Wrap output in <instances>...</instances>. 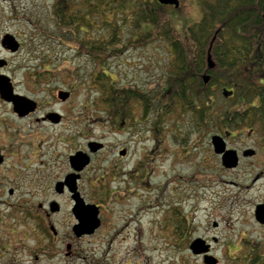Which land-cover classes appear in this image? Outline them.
<instances>
[{
  "label": "rangeland",
  "instance_id": "rangeland-1",
  "mask_svg": "<svg viewBox=\"0 0 264 264\" xmlns=\"http://www.w3.org/2000/svg\"><path fill=\"white\" fill-rule=\"evenodd\" d=\"M54 1L0 0V58L8 62V66L1 68L0 72L11 77L15 89L24 95L34 94L33 96L41 98L43 93L51 95V92L57 94L60 89H71L73 95L71 101L74 100L75 104L80 102V105L82 103L81 109H85L82 107L84 104L90 103L88 109L91 110L83 119L90 133L96 138H104L110 146L129 147L131 155L125 161L126 168H131L136 158L140 160L143 187L139 189L138 196L130 200L129 205L124 204L123 200L120 203L111 201L107 205L109 219L105 221V241L95 244V257L101 264H205L202 255H195L189 249L190 241H179L171 237L169 231H164V218L168 207L177 200L176 204L184 206V214L190 219L192 234L209 239L211 247L208 254L217 260L216 264H264V226L254 217L256 203L264 202V179L253 183L257 174L264 173V148L261 149L264 141L257 144L254 139L241 134L234 138L227 137L229 147L257 149L258 155L257 159L255 157L241 159L236 168L226 169L221 165L220 155L213 151L211 144L213 134L223 133L216 130L207 133L203 188L201 148L195 144L197 141L200 143L202 139L195 134L191 135L186 146L176 143L175 138L180 137L178 135L190 127V117L182 115L180 104H173V107L177 105V108L171 113H164L157 118L154 113L140 120V123L134 120L125 122L126 128L123 130L118 129L114 133L107 131L106 127L116 125L111 118L105 119L104 112L99 109L101 106L97 103L99 97L97 83L93 85L101 66L119 86L126 87L129 84L144 91L150 90L148 94L151 99L158 100L162 98L158 95L163 85L162 77L166 74L171 60L170 47L160 39L150 40L143 46L131 47L128 41L135 35V30L144 32L151 26L148 23L143 28L137 27L134 23L125 24L122 19L125 15L132 16L135 4L128 0H118L110 9H105L108 17L91 19L96 26V33L107 35L108 32H112L111 28H107V25H110L107 21H111L116 27L122 26L121 30L124 31L118 35L121 41L116 43L122 46L121 54L98 63L86 51L81 53L78 50L79 42L69 39V30L64 34L59 32V27L50 17V6ZM165 11L180 31L199 21L202 15L197 0H180L178 7L169 4L166 5ZM84 28L91 30L86 26ZM5 33H11L23 42L17 52L12 53L1 45ZM78 35L84 39L86 33L80 32ZM29 70L41 73L50 71V76L44 81V87L32 91L34 84L30 81ZM214 88L216 89L215 86ZM46 98L45 96L43 100ZM168 99L165 97V102ZM155 104L160 106L159 102ZM53 107L59 108V104H54ZM161 107L162 105L160 110ZM10 110L11 107L0 102V132L7 130L2 126L4 123L7 127L16 129L11 122ZM15 125L26 127L24 122H15ZM120 126L121 124L119 128ZM129 126L135 127L134 132L127 130ZM157 127H160V130H157ZM243 127L246 126L240 125L236 128L239 130ZM244 129L247 130L248 127ZM2 133L1 140L5 142L7 131ZM62 135L65 141H68L70 134L60 132L59 136ZM47 141L51 146L53 141L49 139ZM47 141L45 139V142ZM84 141L85 138L81 137L79 142ZM47 146L48 144H45V148H48ZM70 146L65 144L58 148L70 149ZM117 156V152L111 154L101 163L104 165L107 160L112 162L110 157L116 159ZM42 158L63 160L61 155ZM7 160L11 163L13 158L9 156ZM6 169L5 165L0 168V172ZM188 176L189 188L187 189V186L186 190L180 188L178 195L174 196L172 191L174 185L180 187L185 185ZM6 181L3 184L7 187L0 192L3 199L15 203L16 200L35 201L42 198L32 193L35 191L33 181L22 183L23 186L27 183V186L31 187L28 188L31 190L30 194L23 192L22 187L17 185L15 186L17 193L13 197H8L6 193L10 187L8 185L15 184ZM83 185H86L89 191L88 182L83 181ZM182 191H188L187 195H183ZM1 211L2 215L6 216L9 210L0 207ZM137 211L138 220H131ZM175 237L178 238L176 235ZM257 255L259 259L254 262Z\"/></svg>",
  "mask_w": 264,
  "mask_h": 264
},
{
  "label": "flooded vegetation",
  "instance_id": "flooded-vegetation-1",
  "mask_svg": "<svg viewBox=\"0 0 264 264\" xmlns=\"http://www.w3.org/2000/svg\"><path fill=\"white\" fill-rule=\"evenodd\" d=\"M7 66L8 62L1 68ZM29 77L34 84L32 91L45 86V73L29 70ZM14 90L19 93L15 89V84ZM61 90L65 89L59 91ZM59 91L57 94L51 92V95L43 93L41 98L33 96L34 94L25 95L29 98V105L32 108L24 114L17 113L13 108V103L4 99L0 94V102L11 107V122L16 127L13 130L4 123L2 126L7 130L0 132V168L5 165L7 167L6 170L0 172V192L7 187L3 183L9 180L15 185H8L10 186L6 190L8 197H13L17 193L15 187L17 185L22 187L23 192L30 194L31 190L28 188L31 189V187L27 186V183L23 186L22 183L33 181L35 191L32 193L42 197L35 201L16 200L15 203L0 197V207L9 210L6 216L2 215V211L0 212V264H101V261L95 257V244L105 241V221L109 219L107 205L111 201L120 203L122 200L124 204L129 205L130 200L138 196L139 189L143 187L144 178L140 175V160L136 158L131 168L125 167V161L131 155V149L124 145L110 146L104 138H96L92 135L83 122L85 114H89L91 110L88 109L90 103L84 104L82 107L85 109H81L82 103L80 105V102L75 104L74 100L71 101L73 98L71 89L67 90L69 95L64 99L59 95ZM45 96L47 98L43 100ZM54 104H59V108H54ZM106 114L105 119L108 120L110 116ZM15 122H24L26 127L15 125ZM125 122L123 121L120 128L119 126H108L107 131L114 133L118 129L123 130L126 128ZM134 128V126H129L127 130L134 132ZM244 128L246 127L239 130L236 128L227 135L229 138L240 134L246 135L257 141V144L264 141V128L260 125L247 130ZM5 131H7L6 141L3 142L1 136ZM60 132L70 134L68 141H65L64 135L59 136ZM195 134L196 137L202 139L200 143L197 141L195 144L201 148L203 188H205V114L203 127L201 130L195 128ZM81 137L85 138L83 143L79 142ZM45 139L46 141L47 139L52 140V145L50 146L49 141L45 142ZM91 141L100 142L102 145L93 151L90 146ZM45 144H48V148H45ZM65 144H70V149L58 148ZM263 148L264 145L261 149ZM244 149L240 147L237 150L240 153ZM123 150L125 152L121 153ZM80 152L86 154L87 164H82L74 158ZM116 152L118 154L116 159L110 157L112 162L107 160L106 164L101 163ZM18 155H20L19 158ZM49 155H61L63 160L42 158L43 156L49 157ZM257 155V149L251 157H241L240 154V161L256 158ZM9 156L13 158L11 163L7 160ZM22 168L27 170L24 171ZM262 179H264V173H259L254 177L253 183ZM186 180L185 185L181 187L174 185L172 188L174 196L178 195L180 188L185 190L186 186L187 189L189 188V176ZM83 181L88 182L89 191L86 185H83ZM187 192L182 191V194L186 196ZM82 203L87 206L94 205L93 211H97L100 220L99 226L90 233L79 232L77 228L81 221L79 216L81 208L79 207L83 206ZM176 203L177 200L168 207L164 218V231H169L174 239L190 241V244L196 238H201L205 242V236L192 234L193 227L190 226L188 216L184 214V206H178ZM137 216L138 211L131 220H138ZM254 217H256L255 208ZM256 221L264 226V223ZM213 240L217 241L216 238ZM206 241L209 243V239Z\"/></svg>",
  "mask_w": 264,
  "mask_h": 264
},
{
  "label": "trees",
  "instance_id": "trees-1",
  "mask_svg": "<svg viewBox=\"0 0 264 264\" xmlns=\"http://www.w3.org/2000/svg\"><path fill=\"white\" fill-rule=\"evenodd\" d=\"M117 1L55 0L50 17L61 34L69 30V39L79 42L81 53L86 51L96 62L103 63L121 54L122 46L116 43L121 41L118 35L123 34V27L106 20L112 32L96 33L91 19L108 17L105 9ZM128 1L135 8L132 16L125 15L122 21L141 28L147 23L151 26L144 32L135 30L129 45L143 46L160 39L170 47L171 60L158 93L162 98L154 96L158 100L151 99L148 89L119 86L101 66L93 85L97 83L99 109L108 113L114 125L131 120L140 123L154 113L157 118L176 109L173 104H180L182 115L190 117L191 127L175 138L181 146L188 145L195 128L202 129L204 114L205 135L214 130L225 135L240 125L264 128V0H197L201 18L184 31L177 29L165 11L166 5L157 0ZM80 32L86 33L84 39L78 35ZM209 50L216 63L211 70H207ZM205 72L211 74L208 83L202 78ZM47 76L50 74L46 72L45 80ZM225 88L233 91L227 98ZM165 97L169 98L167 102ZM156 102L162 105L161 110ZM258 259L259 255L254 262Z\"/></svg>",
  "mask_w": 264,
  "mask_h": 264
},
{
  "label": "water",
  "instance_id": "water-1",
  "mask_svg": "<svg viewBox=\"0 0 264 264\" xmlns=\"http://www.w3.org/2000/svg\"><path fill=\"white\" fill-rule=\"evenodd\" d=\"M159 3L164 5H174L178 7L180 5V0H157ZM1 45L11 52H16L20 47V42L16 39V37L11 33H5L1 39ZM208 69H213L216 65L215 61L212 58V55L208 53ZM7 64V61L3 58H0V67ZM210 79V75L208 73L203 74V81L207 83ZM232 91L225 90L224 95L231 94ZM0 94L1 96L13 103L14 110L19 114L26 113L30 107L29 103L30 100L25 95L15 92L14 85L11 78L4 74L0 73ZM59 95L64 99L69 95V91L61 90L59 91ZM211 143L213 145L214 152L217 154H221V163L225 168H235L239 164V154L238 151L234 148H229L227 146V142L225 138L220 134H214L211 137ZM102 143L91 141L90 146L91 150H96L100 148ZM125 151H121L124 153ZM255 153L253 148H247L243 151V156H252ZM74 158H77L82 164L88 163V158L84 152H80ZM83 204V203H82ZM96 207V206H95ZM79 216H80V223L77 225L78 231L82 233H90L96 227L99 226L100 220L98 218L97 211H93L94 205L90 204L89 206L84 205L79 207ZM255 216L256 219L264 223V203L257 204L255 208ZM217 224V223H215ZM210 245L204 242L201 238H196L190 244V249L194 254H205L204 255V262L206 264H216V259L207 254L209 251Z\"/></svg>",
  "mask_w": 264,
  "mask_h": 264
}]
</instances>
